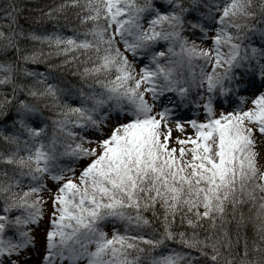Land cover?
I'll return each instance as SVG.
<instances>
[{"label": "snow or ice", "instance_id": "6c2138e0", "mask_svg": "<svg viewBox=\"0 0 264 264\" xmlns=\"http://www.w3.org/2000/svg\"><path fill=\"white\" fill-rule=\"evenodd\" d=\"M0 264H264V0H0Z\"/></svg>", "mask_w": 264, "mask_h": 264}]
</instances>
